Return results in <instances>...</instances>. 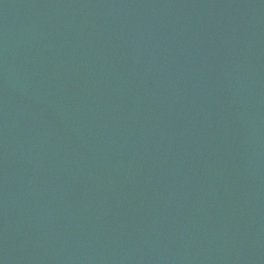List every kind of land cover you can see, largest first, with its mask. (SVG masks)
<instances>
[{
  "label": "water",
  "instance_id": "95a60500",
  "mask_svg": "<svg viewBox=\"0 0 264 264\" xmlns=\"http://www.w3.org/2000/svg\"><path fill=\"white\" fill-rule=\"evenodd\" d=\"M0 264H264V0H0Z\"/></svg>",
  "mask_w": 264,
  "mask_h": 264
}]
</instances>
